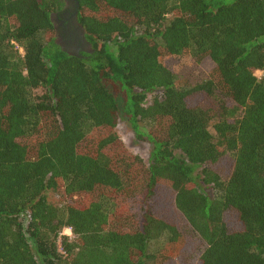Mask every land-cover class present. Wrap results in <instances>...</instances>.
Segmentation results:
<instances>
[{"label": "trees", "instance_id": "obj_1", "mask_svg": "<svg viewBox=\"0 0 264 264\" xmlns=\"http://www.w3.org/2000/svg\"><path fill=\"white\" fill-rule=\"evenodd\" d=\"M75 1L0 0V264H264V0Z\"/></svg>", "mask_w": 264, "mask_h": 264}, {"label": "rangeland", "instance_id": "obj_2", "mask_svg": "<svg viewBox=\"0 0 264 264\" xmlns=\"http://www.w3.org/2000/svg\"><path fill=\"white\" fill-rule=\"evenodd\" d=\"M53 23H54V25H56L55 22H53ZM81 32H83V31L79 30L78 34H81ZM82 35L84 36V33ZM55 41H57L59 43V40H56V38H55ZM79 41H81V45L79 44ZM76 42L78 45L77 51H88V50H90V46L85 42V40H76ZM73 48H76V47H70L69 49L68 48H66V49H68L69 52L74 53V51L76 52V50H74ZM173 62L175 63V69L180 68L179 65L182 63L188 64V65L191 64V62L188 58L187 59H181L178 61H173ZM212 68H213V63L209 59L203 60L197 66L198 73L202 74V75L208 74V72ZM256 76L259 78L261 76V73L257 72ZM153 97H154V93L148 94L147 98L144 102V105L149 106L152 103ZM114 132L117 134V136L119 137L122 144L125 146V149L128 153L135 155V156H138L140 159L143 160L144 163L147 164L149 151H150V146L148 143L137 140L134 136V133L132 132V130L128 126V124H126V122L123 120L119 121L117 127L114 129ZM49 195H50L51 200H53V201L57 200V197H55L51 194H49ZM62 235L69 236V237L72 236L71 231L69 229L63 230ZM185 240H186V242H185L184 248L182 249L183 250L182 254L189 256L190 255L189 251L193 247V240H192V238H189L188 235H186ZM155 247H156V244L151 246V248H153V249H155ZM198 248H199V245H198ZM199 250L200 249H198L197 253H195L194 257L198 256ZM169 264H184V263L182 262V260L179 259V257H171Z\"/></svg>", "mask_w": 264, "mask_h": 264}, {"label": "flooded vegetation", "instance_id": "obj_3", "mask_svg": "<svg viewBox=\"0 0 264 264\" xmlns=\"http://www.w3.org/2000/svg\"><path fill=\"white\" fill-rule=\"evenodd\" d=\"M61 1L63 2L62 7L52 14L51 20L52 23L55 22L56 24L54 25L55 38L56 40H59V43L57 41L56 43L61 47L63 51L72 54V52H69L68 49L70 47H76L73 49L77 52L78 45L76 40H85L84 36L82 35L83 32H81V34H78V31L82 30L76 21L78 5L75 0ZM79 44L81 45V41H79Z\"/></svg>", "mask_w": 264, "mask_h": 264}, {"label": "built area", "instance_id": "obj_4", "mask_svg": "<svg viewBox=\"0 0 264 264\" xmlns=\"http://www.w3.org/2000/svg\"><path fill=\"white\" fill-rule=\"evenodd\" d=\"M259 72V71H258ZM261 73V72H260Z\"/></svg>", "mask_w": 264, "mask_h": 264}]
</instances>
